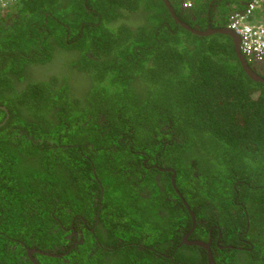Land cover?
<instances>
[{"label":"trees","instance_id":"obj_1","mask_svg":"<svg viewBox=\"0 0 264 264\" xmlns=\"http://www.w3.org/2000/svg\"><path fill=\"white\" fill-rule=\"evenodd\" d=\"M170 1L206 30V0ZM0 106V264H32L24 245L67 251V263L34 253L39 264H165L156 253H171L161 243L186 211L163 201L176 196L171 173L157 185L135 150L174 169L206 220L197 238L219 225L224 244L249 243L212 244L216 264H264V84L243 72L228 36L192 34L161 0H16L10 21L0 17ZM93 217L100 225L67 247ZM185 249L184 264L208 263L204 248Z\"/></svg>","mask_w":264,"mask_h":264},{"label":"flooded vegetation","instance_id":"obj_2","mask_svg":"<svg viewBox=\"0 0 264 264\" xmlns=\"http://www.w3.org/2000/svg\"><path fill=\"white\" fill-rule=\"evenodd\" d=\"M233 1H235V0H206V12H207V22H208L207 27H208V25H211V23H213V21L220 20L221 16L226 13L227 9L229 8L230 4ZM237 2L243 4L244 0H237ZM195 27H197V25ZM199 29H200V27H199ZM61 62H62V60L59 61V64H61ZM39 68H41V67L37 66L36 71H38ZM256 69L258 70V72L260 74L264 75L263 69L262 70H261V68L260 69L256 68ZM134 153L141 154V157L139 158V162L136 166V169L142 171V175H144L145 172L151 173L154 176V178L152 177V179L154 182H156L157 185L162 184L161 175L165 176L166 174H168V172L171 173L170 174L171 185H172V188H173L174 193H175L174 195H176V196H175V198L167 196L163 200L170 198L172 201H178V204L176 207L179 208L180 210L182 209V215H184V210L186 211V213H185L186 216L184 218L180 219L181 224L175 223L172 226V231L168 230L169 235L167 236V240L165 242L161 243L163 246H168L169 249H172L171 253L169 254L167 251L165 253H159V252L156 253L157 255L163 256L167 259L165 264H184L185 260L183 257V251L186 255L188 254L187 250L185 248L187 246H197V245H193V244L189 245V242L198 241V242H203L205 244H209V250L211 252V255H212V251H211L212 244H214L215 246H217L220 249L223 247L235 248L238 250H246L247 249L244 245L249 244V243L246 240H244L241 237V235H239V234L237 235L238 241H236V242L232 241L231 244H224V241H222V233H221L222 228L219 225H214V227L206 228L207 236L205 239L197 238L198 235H200V234H199L196 227H197V225H199L201 223H205L206 220H202L200 217H198L196 215V213L194 212L195 207L190 209L189 205L187 204V203H189L187 200V196H185L186 197V200H185L181 191L178 188L174 189V186H173L174 185V178H175L174 177V173H175L174 169L172 167H165L164 165L159 164L157 161V159L159 157L157 156L156 153L153 154V157H152V154H148L146 152L144 153L141 150H135ZM161 172H163V173H161ZM140 183L141 182H139V184H136V186L138 187L140 185ZM141 189H142V187H140V190ZM145 190H146V188H144V191ZM147 191H148V193H150L149 189H147ZM142 193L146 198L149 195L146 191L145 192L141 191L140 194H142ZM95 201H97V199H95ZM93 205H95V203ZM148 207L150 208V206H148ZM177 208H175V209H177ZM200 210L206 211L205 208L199 209V211ZM199 211H198V215H199ZM167 212L168 211L165 208H160V210H159V213H162L161 215H166ZM219 213L220 212L215 210L216 219H218ZM228 216L229 215H227V217ZM189 217H190V221H191V227H189ZM245 217L247 218V214ZM229 218H231V217H229ZM123 222L124 221H121V220L113 221V222L111 221L110 223L112 224V226L107 230L109 231L112 228L117 229L118 226L116 223H123ZM82 223H83L82 225H84V227H78V228L74 229V231H72L70 235H68L69 242H68L67 247L70 248L71 246H73L76 249H78L77 247L83 243V236H84L83 230H84V228H87L89 225H91L92 228L93 227L96 228L97 227L96 225L99 224V220H98V217H93L92 222H88L85 219H83ZM153 225L156 227L160 226V227H164L166 229L168 228L165 226L166 223L157 224V222L154 221ZM70 228L72 230V224H71ZM88 230H90V232L93 233V230H91V229H88ZM213 232H215L217 234L216 241L213 240ZM72 236H74V240H72ZM161 236H162V233L159 235L160 238H156L155 240L161 239ZM155 237H156V234H155ZM122 244H124V240L119 241V245H122ZM24 246H25L24 249L28 255L30 262L32 264H39L37 258H35V256H34V253L37 254V252H32V253L28 252V250L35 249V248H29L26 245H24ZM60 249L63 250L65 248H60ZM35 250H37V249H35ZM60 255L61 254H59V255L53 254L52 256H60ZM91 255H94V252L92 250H90L88 256H91ZM206 255H207V262H208L207 264H209L208 251L206 252ZM147 258L148 259H146V260H138L136 263L127 262V264H157L158 263L155 260H153L154 257H147ZM212 260L214 261L213 256H212ZM214 263H215V261H214Z\"/></svg>","mask_w":264,"mask_h":264},{"label":"built area","instance_id":"obj_3","mask_svg":"<svg viewBox=\"0 0 264 264\" xmlns=\"http://www.w3.org/2000/svg\"><path fill=\"white\" fill-rule=\"evenodd\" d=\"M263 3L264 0H251L244 9H234L232 13L228 14L223 28L233 31L239 36V48L246 58L253 59L264 65V24L251 23L257 8ZM181 7L185 10L189 9L191 0H182Z\"/></svg>","mask_w":264,"mask_h":264},{"label":"water","instance_id":"obj_4","mask_svg":"<svg viewBox=\"0 0 264 264\" xmlns=\"http://www.w3.org/2000/svg\"><path fill=\"white\" fill-rule=\"evenodd\" d=\"M162 3L164 4V6L167 8L171 18L173 19V21L176 24H179L181 27H183L185 30L191 32L192 34L198 35V36H205V35H210L213 33H219V34H223L225 36H228L231 39L233 48H234V52H235V56L240 64L241 69L243 70V72L253 81L255 82H260L264 84V78L261 77L260 75H258L256 73V70L254 67H250L248 64L247 59L245 58V56L241 53L239 45H240V38L239 36L230 30H226L224 28H219V29H213L210 28V26H208L206 28V30L202 31L196 27L192 28L190 27L188 24L184 23L183 21L179 20L178 16L176 15L174 9L172 8L171 5V1L170 0H161ZM192 20H195V17L192 18ZM0 109L5 111V107L0 106ZM192 215V214H191ZM197 245L200 246L201 248H205L208 251V260H209V264H215L214 261L212 260V255L211 252L209 250V244H205L203 242H189V245ZM28 252L32 253V252H39L41 253V251H37L35 249H30L28 250ZM46 255H48L46 253Z\"/></svg>","mask_w":264,"mask_h":264},{"label":"clouds","instance_id":"obj_5","mask_svg":"<svg viewBox=\"0 0 264 264\" xmlns=\"http://www.w3.org/2000/svg\"><path fill=\"white\" fill-rule=\"evenodd\" d=\"M249 2H251V0H244V3L241 4L240 6H238L235 2L231 3L230 6H229V12L228 14L232 13L234 11L233 7L236 6V7H240L242 9H244L248 4ZM0 3H1V8H0V17H5L8 21H10V15L12 14V12H14V7H15V3H16V0H11V1H6V0H0ZM206 5V4H204ZM264 7V3L261 4L259 6V8H257L256 11H261ZM190 9V8H189ZM256 17V16H255ZM253 17V18H255ZM252 18V19H253ZM252 23V21H251ZM255 24V23H254ZM259 24H264V23H259ZM209 26V25H208ZM223 28V27H222ZM246 58V57H245ZM247 61L249 62H253L255 64V67L257 66H260L263 70H264V65L261 64V63H258L256 62L255 60L253 59H249V58H246ZM256 70V69H255ZM174 186V189L178 188L176 185H173ZM164 199V198H163ZM167 199L163 200V201H166ZM178 201H174V203H177ZM178 204V203H177ZM29 248H34V247H29ZM36 249V248H35ZM37 251H40L37 249ZM46 253L48 255H46ZM27 254V253H26ZM37 254H41V255H45L47 257H52V258H60V261L62 263H67L68 262V259L65 258L66 254H67V251L63 252L60 256H52L53 254H56V255H59V253H56V252H44V251H41V253L37 252ZM27 258H28V255H27ZM29 259V258H28ZM30 261V260H29Z\"/></svg>","mask_w":264,"mask_h":264},{"label":"rangeland","instance_id":"obj_6","mask_svg":"<svg viewBox=\"0 0 264 264\" xmlns=\"http://www.w3.org/2000/svg\"><path fill=\"white\" fill-rule=\"evenodd\" d=\"M233 9H235V10H237V9H241L240 7H235V8H233ZM255 18H253L251 21H252V23H255V24H259V23H262V19L264 18V14H262V13H260L259 11H256L255 12ZM260 19V20H259ZM256 21V22H255ZM112 101L114 102V103H116V102H118L119 101V99H117V98H113L112 99ZM120 103V102H119ZM119 103H117V104H113V107H117V105H119ZM178 203V202H177ZM177 203H175V206H177Z\"/></svg>","mask_w":264,"mask_h":264},{"label":"crops","instance_id":"obj_7","mask_svg":"<svg viewBox=\"0 0 264 264\" xmlns=\"http://www.w3.org/2000/svg\"><path fill=\"white\" fill-rule=\"evenodd\" d=\"M260 13L264 14V7L263 9L260 11ZM260 20V19H259ZM256 22V21H255ZM262 23H264V18L262 19Z\"/></svg>","mask_w":264,"mask_h":264}]
</instances>
